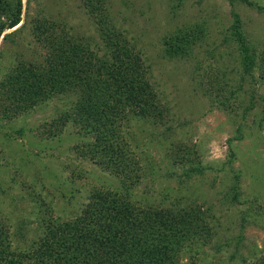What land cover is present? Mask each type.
<instances>
[{
	"label": "rangeland",
	"instance_id": "374dc122",
	"mask_svg": "<svg viewBox=\"0 0 264 264\" xmlns=\"http://www.w3.org/2000/svg\"><path fill=\"white\" fill-rule=\"evenodd\" d=\"M84 2L25 0V19L42 14L64 22L73 36L95 49L101 39ZM105 4L117 28L151 66L169 113L160 123L133 118L131 125L118 128L111 142L117 138V148L128 151L140 167L125 161L120 176L108 162L92 160L95 136L72 122L56 127L53 120L73 109L76 95H52L13 120L5 116L8 103L0 99V221L11 230L8 247L30 249L53 224L76 221L96 195L110 201L120 193L133 207L195 203L212 208L213 239L181 264H263L264 84L244 74L230 28L236 13L260 53L264 12L241 0ZM196 26L207 29V35L194 55L167 57L164 39ZM43 55L28 26L1 39L0 82L18 63L40 61Z\"/></svg>",
	"mask_w": 264,
	"mask_h": 264
},
{
	"label": "trees",
	"instance_id": "16d2710c",
	"mask_svg": "<svg viewBox=\"0 0 264 264\" xmlns=\"http://www.w3.org/2000/svg\"><path fill=\"white\" fill-rule=\"evenodd\" d=\"M24 2L0 0V41L28 26L44 55L40 61L18 63L0 82V99L8 103L5 116L13 120L52 95H76L73 109L53 120L56 127L72 122L95 136L89 150L92 160L108 162L113 172L123 176L125 161L129 165L135 158L117 148V138L111 142L118 128L131 125L133 118L160 123L169 113L168 103L152 81L151 66L112 21L105 0L84 2L101 39L95 49L73 36L64 22L42 14L25 19ZM241 2L264 12V0ZM233 16L231 41L238 46L243 72L264 84V49L260 53L253 49L240 17ZM206 31L196 26L167 36L166 56L194 55ZM113 160L117 167L112 166ZM95 198L76 221L53 224L21 252L20 248L13 251L11 244L8 247L11 230L0 221V264H181L187 254L192 259L198 256L215 234L211 207L195 203L133 207L120 193L110 201L103 195Z\"/></svg>",
	"mask_w": 264,
	"mask_h": 264
}]
</instances>
